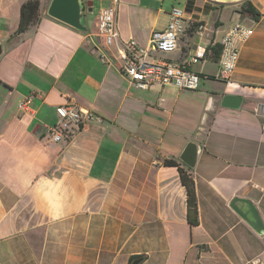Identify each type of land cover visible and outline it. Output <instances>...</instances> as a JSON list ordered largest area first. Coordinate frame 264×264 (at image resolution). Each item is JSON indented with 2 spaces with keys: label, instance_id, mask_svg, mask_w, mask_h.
I'll return each instance as SVG.
<instances>
[{
  "label": "crops",
  "instance_id": "1",
  "mask_svg": "<svg viewBox=\"0 0 264 264\" xmlns=\"http://www.w3.org/2000/svg\"><path fill=\"white\" fill-rule=\"evenodd\" d=\"M25 1L0 2V264L264 263V233L230 207L233 198L249 199L264 222V117L257 110L264 102V0H117L121 38L141 46L184 2L186 25L202 24L205 35L187 31L175 51H152L150 59L193 71L199 62L189 58L203 46L212 67H199L194 92L131 85L115 48L97 35V14L114 0H81L85 31L51 18V0H38V22L15 35ZM93 14L90 29L85 21ZM236 22L253 34L222 81L213 48ZM225 96L240 97V106L223 107ZM62 104L95 119L54 142L48 128L59 124ZM189 142L200 147L190 170L180 160ZM166 160L194 181L196 225L178 169ZM46 179L63 180L71 193L55 219L35 194Z\"/></svg>",
  "mask_w": 264,
  "mask_h": 264
},
{
  "label": "built area",
  "instance_id": "2",
  "mask_svg": "<svg viewBox=\"0 0 264 264\" xmlns=\"http://www.w3.org/2000/svg\"><path fill=\"white\" fill-rule=\"evenodd\" d=\"M118 1L114 0L107 7L99 10L96 20L97 35L102 38L107 48H115V56L121 63L122 73L136 89L147 90L152 85H174L181 90L194 92L198 90L200 75L186 67L184 62L150 59L152 51L170 53L178 48L180 38L193 26L194 34L202 37L205 29L202 24L186 25L185 10L172 8L167 27L162 31H153L147 46H141L134 40H123L117 28ZM253 29L242 22H236L221 39V51L218 59L216 79L229 80L239 57V45L248 41ZM206 56L203 46H198L189 58L190 64H196ZM28 101L20 107L25 109ZM257 110L264 117V102H259ZM59 124L48 128L54 142H60L86 123L95 119L87 109H75L72 105L62 104L56 108ZM249 264H264L255 259Z\"/></svg>",
  "mask_w": 264,
  "mask_h": 264
},
{
  "label": "water",
  "instance_id": "3",
  "mask_svg": "<svg viewBox=\"0 0 264 264\" xmlns=\"http://www.w3.org/2000/svg\"><path fill=\"white\" fill-rule=\"evenodd\" d=\"M221 3L238 2L241 0H212ZM47 14L72 28L85 31L84 5L81 0H51ZM2 46L0 45V55ZM241 98L235 96H225L222 101L223 107L238 108ZM200 147L195 142H189L180 155V160L188 168H194L198 159ZM230 207L234 210L256 233H264V222L256 206L246 198H233Z\"/></svg>",
  "mask_w": 264,
  "mask_h": 264
},
{
  "label": "trees",
  "instance_id": "4",
  "mask_svg": "<svg viewBox=\"0 0 264 264\" xmlns=\"http://www.w3.org/2000/svg\"><path fill=\"white\" fill-rule=\"evenodd\" d=\"M40 3L38 0H26L22 3L20 7L19 22L15 35H20L27 31L31 26H34L39 19ZM244 12L251 14L253 16H258V14L251 10L249 7L244 9ZM189 33H193V26L188 29ZM213 60L217 61L219 59L221 46L216 45L213 48ZM165 166L176 167L179 172L180 181L186 191L187 197V208H188V221L191 225H196L198 222L197 216V200L194 187V181L192 177L188 174L187 170L181 168V165L174 160L164 161ZM188 168V167H187ZM190 170V168H188Z\"/></svg>",
  "mask_w": 264,
  "mask_h": 264
},
{
  "label": "clouds",
  "instance_id": "5",
  "mask_svg": "<svg viewBox=\"0 0 264 264\" xmlns=\"http://www.w3.org/2000/svg\"><path fill=\"white\" fill-rule=\"evenodd\" d=\"M36 196L43 201L53 218L62 214L71 195L69 188L63 180L46 179L35 189Z\"/></svg>",
  "mask_w": 264,
  "mask_h": 264
},
{
  "label": "rangeland",
  "instance_id": "6",
  "mask_svg": "<svg viewBox=\"0 0 264 264\" xmlns=\"http://www.w3.org/2000/svg\"><path fill=\"white\" fill-rule=\"evenodd\" d=\"M2 0H0V2H1ZM175 6H178V7H181V8H183V5H184V2H179V3H175L174 4ZM19 11V9L17 10V12ZM94 13V12H93ZM11 16V15H10ZM94 17H95V15L93 14V16H91V17H89V20L88 21H85L86 22V24H87V26L90 28V29H92V28H95V26H94ZM16 19V18H15ZM202 67V66H204L206 69H209L210 67H212V63L210 62V61H206V60H201V61H199V63H198V65H194L193 66V72H196V73H198L197 71H198V69H199V67ZM208 71V70H207ZM202 75V74H201ZM203 77L201 76V79H202ZM167 90V89H166ZM142 94H148L147 92H142Z\"/></svg>",
  "mask_w": 264,
  "mask_h": 264
}]
</instances>
